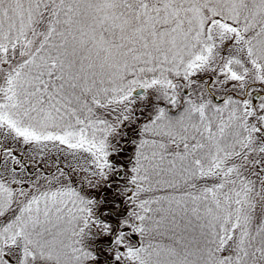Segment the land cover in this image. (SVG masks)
I'll return each mask as SVG.
<instances>
[{"label":"snow or ice","instance_id":"obj_1","mask_svg":"<svg viewBox=\"0 0 264 264\" xmlns=\"http://www.w3.org/2000/svg\"><path fill=\"white\" fill-rule=\"evenodd\" d=\"M0 264H264V0H0Z\"/></svg>","mask_w":264,"mask_h":264}]
</instances>
